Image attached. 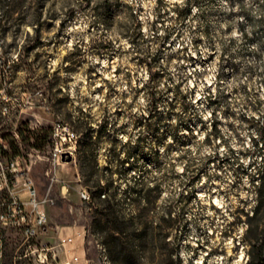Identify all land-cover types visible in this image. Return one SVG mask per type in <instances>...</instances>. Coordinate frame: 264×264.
Masks as SVG:
<instances>
[{
	"label": "rangeland",
	"instance_id": "1",
	"mask_svg": "<svg viewBox=\"0 0 264 264\" xmlns=\"http://www.w3.org/2000/svg\"><path fill=\"white\" fill-rule=\"evenodd\" d=\"M184 2L0 0V135L31 154L33 184L53 199L44 234L30 250L11 236L3 264H33L41 247L49 264H112L94 222L98 183L125 218L143 204L129 186H158L148 217L159 241L130 264H264L253 146L264 128V0H194L181 18ZM55 122L77 139L50 185L34 150L49 157Z\"/></svg>",
	"mask_w": 264,
	"mask_h": 264
},
{
	"label": "built area",
	"instance_id": "2",
	"mask_svg": "<svg viewBox=\"0 0 264 264\" xmlns=\"http://www.w3.org/2000/svg\"><path fill=\"white\" fill-rule=\"evenodd\" d=\"M0 113V116L8 114L5 104ZM12 135L19 137L16 130L12 131ZM76 139L77 135L69 125L55 122L49 131V157H41L39 151L34 150L38 160L49 161L46 174L50 185L58 182L57 164L71 157ZM33 161L30 153L12 152L8 141L0 135V264H3L6 243L11 236H20L29 244L44 234L49 225L47 209L53 199L48 193L42 196L38 194L31 178ZM80 198L86 201L90 196L86 191H81ZM62 242L65 240L62 239ZM28 246L30 250L31 245ZM30 253L33 264H49L48 248L41 247Z\"/></svg>",
	"mask_w": 264,
	"mask_h": 264
},
{
	"label": "trees",
	"instance_id": "3",
	"mask_svg": "<svg viewBox=\"0 0 264 264\" xmlns=\"http://www.w3.org/2000/svg\"><path fill=\"white\" fill-rule=\"evenodd\" d=\"M194 0H185L182 5H176L178 16L184 18L191 12ZM148 118V117H147ZM259 140L256 138L253 140V146L255 147L254 153L260 156V160H263L264 164V128L258 129ZM261 146L258 147V144ZM130 166L127 169H131ZM188 170V169H186ZM193 172V171H190ZM198 172V171H196ZM258 177L260 174L264 175V166L260 167L256 172ZM260 173V174H259ZM197 174V173H196ZM137 183L133 186H129L126 190L129 195L135 196L138 201L143 204L138 209V213L135 216L125 218L119 213L117 209V202L113 194L106 195V188L98 183L97 189L92 192V199H95L99 204V207H95L94 222L97 226V230L103 233L102 244L104 245L107 256L112 264H130L139 256V252L142 251L143 246L147 243H153L159 241V234L155 232V227H151V220L149 219V211L153 209L155 204L156 195H158L159 189L157 184L147 185L143 187L140 185L137 187ZM255 214L252 213V215ZM170 211L167 212L166 218H162L166 227L173 226L177 218H170ZM182 221L184 225L186 219L181 213ZM148 230L147 228L149 227ZM156 228L160 227V224L156 223ZM167 233H164L161 237L166 238ZM135 244V246H134ZM254 246V243H252ZM258 261V264H262Z\"/></svg>",
	"mask_w": 264,
	"mask_h": 264
},
{
	"label": "bare ground",
	"instance_id": "4",
	"mask_svg": "<svg viewBox=\"0 0 264 264\" xmlns=\"http://www.w3.org/2000/svg\"><path fill=\"white\" fill-rule=\"evenodd\" d=\"M75 145H76V141H75ZM75 147V146H74Z\"/></svg>",
	"mask_w": 264,
	"mask_h": 264
}]
</instances>
